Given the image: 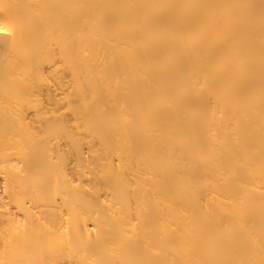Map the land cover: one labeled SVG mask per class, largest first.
Here are the masks:
<instances>
[{
  "label": "bare ground",
  "instance_id": "6f19581e",
  "mask_svg": "<svg viewBox=\"0 0 264 264\" xmlns=\"http://www.w3.org/2000/svg\"><path fill=\"white\" fill-rule=\"evenodd\" d=\"M0 264H264V0H0Z\"/></svg>",
  "mask_w": 264,
  "mask_h": 264
}]
</instances>
